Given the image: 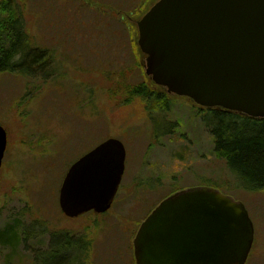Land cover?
<instances>
[{
    "label": "rangeland",
    "instance_id": "rangeland-1",
    "mask_svg": "<svg viewBox=\"0 0 264 264\" xmlns=\"http://www.w3.org/2000/svg\"><path fill=\"white\" fill-rule=\"evenodd\" d=\"M155 1L113 20L112 5L126 2L13 0L31 46L43 56L38 67L0 73V125L8 142L0 229L20 224L26 232L15 249H0V264H136L133 239L148 211L173 191L202 185L245 205L256 230L245 264H264V189H245L213 154L202 106L145 73L134 21ZM143 82L149 93L167 94L168 110L157 102L150 108L153 98L130 91ZM112 137L126 148L112 207L66 217L58 205L66 169Z\"/></svg>",
    "mask_w": 264,
    "mask_h": 264
},
{
    "label": "water",
    "instance_id": "water-1",
    "mask_svg": "<svg viewBox=\"0 0 264 264\" xmlns=\"http://www.w3.org/2000/svg\"><path fill=\"white\" fill-rule=\"evenodd\" d=\"M145 73L202 107L264 118V0H157L139 20ZM0 125V168L7 146ZM125 148L109 138L66 171L59 206L67 217L111 207ZM244 204L215 187L170 194L141 221L136 264H245L254 238Z\"/></svg>",
    "mask_w": 264,
    "mask_h": 264
},
{
    "label": "trees",
    "instance_id": "trees-1",
    "mask_svg": "<svg viewBox=\"0 0 264 264\" xmlns=\"http://www.w3.org/2000/svg\"><path fill=\"white\" fill-rule=\"evenodd\" d=\"M125 2L128 6L121 5L116 8L112 5L113 9L109 13L113 20L119 19L123 12L139 10L145 0H139L135 6L130 0H119L121 4ZM94 9L104 16L101 5L95 4ZM23 23L20 10L16 9L13 0H0V73L10 70L21 72L25 66H40L37 59L42 58L43 50H35L31 46ZM144 84L143 82L140 86H133L130 91L150 102L153 98L150 108H156L154 102H157L163 106L161 110H168L170 103L164 98L167 94L162 96L157 91L149 93ZM202 114V122L212 134L213 154L224 161L245 189H264V118L218 107L204 108ZM25 233L20 224L5 225L0 229V249H15L24 240Z\"/></svg>",
    "mask_w": 264,
    "mask_h": 264
},
{
    "label": "flooded vegetation",
    "instance_id": "flooded-vegetation-1",
    "mask_svg": "<svg viewBox=\"0 0 264 264\" xmlns=\"http://www.w3.org/2000/svg\"><path fill=\"white\" fill-rule=\"evenodd\" d=\"M124 170H125V168H124ZM124 173H125V171H124ZM123 176H124V174H123ZM123 176H122V178H123ZM122 180V179H121Z\"/></svg>",
    "mask_w": 264,
    "mask_h": 264
}]
</instances>
